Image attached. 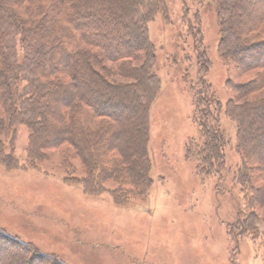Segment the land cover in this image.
<instances>
[{
    "label": "rangeland",
    "instance_id": "rangeland-1",
    "mask_svg": "<svg viewBox=\"0 0 264 264\" xmlns=\"http://www.w3.org/2000/svg\"><path fill=\"white\" fill-rule=\"evenodd\" d=\"M1 1L16 7L13 0ZM252 1L264 9V0ZM99 2L93 7H106V1ZM167 3L168 14L158 13L147 26L156 55L153 68L161 83L148 116L150 186H124L114 177L103 183L100 194L87 193L78 181L87 168L67 141L56 147L48 144L42 160L30 165L26 151L30 129L10 126L8 106L0 107V120L7 119L6 125L0 122L4 154L19 161L14 167L0 159V229L25 245L10 244L1 264H43L44 257L60 264H264V231L259 236L238 226L252 210L261 221L264 218V204L256 207L249 200L251 186L264 194V165L258 154H249L246 160L238 151L237 122L226 112L231 99L235 104L264 103V66L255 62L260 60L255 55H263L259 49L264 47V18L253 22L245 11L242 21H236L237 13L230 10L233 25L226 37L217 6L210 0ZM73 10L68 3L62 18ZM21 13L33 16L27 7ZM223 36L238 48L235 56L223 52ZM145 53V48L139 49L127 61L138 71ZM46 54L44 48L42 55ZM199 57H206L204 78L221 104L212 112L225 134V161L209 173L201 172L195 149L189 152V146L204 142L194 101ZM100 58L90 63L105 82L140 87L137 71L131 78L118 76L114 81L111 71L130 70L126 60L108 63L105 69ZM133 121L119 122L117 131L126 133L107 153L109 160L121 157Z\"/></svg>",
    "mask_w": 264,
    "mask_h": 264
},
{
    "label": "trees",
    "instance_id": "trees-1",
    "mask_svg": "<svg viewBox=\"0 0 264 264\" xmlns=\"http://www.w3.org/2000/svg\"><path fill=\"white\" fill-rule=\"evenodd\" d=\"M30 1L13 0L15 7L0 0V107L8 106L10 126L27 125L31 131L27 162L34 165L41 161L48 144L56 147L67 141L87 168V175L78 180L87 193L100 194L104 191L103 183L114 177L124 186H150L153 180L149 175L148 116L161 83L153 68L156 55L147 26L158 13L168 14L167 0H33V5ZM99 1H106V7H93ZM110 2L115 5H109ZM68 3L74 10L63 19ZM210 3L217 6L226 37L233 25L229 21L230 10L237 13L236 21H242L245 11L253 22L264 18V9L259 10L252 0H210ZM22 7H27L33 16H23ZM222 45L223 52L235 56L238 48H232L224 36ZM44 48L48 54L43 56ZM142 48L146 51L145 63L137 71L138 67L127 58ZM259 50L263 55L248 56L260 58L256 65L264 66V47ZM97 56L106 62L105 69L108 63L126 60L130 70L111 71L112 76L116 75L114 81L118 76L131 78L137 71L140 87L134 90L129 83L105 82L90 63V59H99ZM205 58L199 57L201 66L194 96L204 142L189 146V152L195 149L201 172L209 173L225 161V134L220 129L219 117L212 112L213 106L218 111L221 104L212 97L204 78L208 71ZM86 75L87 79H82ZM235 102L233 99L228 102L226 112L237 122L236 148L246 160L249 154H258L264 165V103ZM129 118L134 119L129 141L120 158L109 160L107 153L126 133L125 129L117 131L119 122ZM0 122L6 125L7 119L3 117ZM3 147L0 140V159L10 166H19L12 154L5 156ZM244 169L245 165L241 168L243 175ZM251 187L249 200L259 207L264 204V194ZM113 193L116 196L118 191ZM255 212H247L244 219L238 220V226L260 236L264 218L261 221ZM3 231L0 229V257L12 243L25 246ZM48 258H42L41 262L60 264L57 260L50 262L53 259L47 261Z\"/></svg>",
    "mask_w": 264,
    "mask_h": 264
},
{
    "label": "bare ground",
    "instance_id": "bare-ground-1",
    "mask_svg": "<svg viewBox=\"0 0 264 264\" xmlns=\"http://www.w3.org/2000/svg\"><path fill=\"white\" fill-rule=\"evenodd\" d=\"M36 264V263H35Z\"/></svg>",
    "mask_w": 264,
    "mask_h": 264
}]
</instances>
